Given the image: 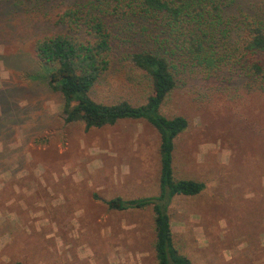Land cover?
Returning a JSON list of instances; mask_svg holds the SVG:
<instances>
[{"label": "rangeland", "instance_id": "obj_1", "mask_svg": "<svg viewBox=\"0 0 264 264\" xmlns=\"http://www.w3.org/2000/svg\"><path fill=\"white\" fill-rule=\"evenodd\" d=\"M76 2L0 0V264H157L152 208L105 202L158 194L157 130L143 119L66 122L33 49ZM239 4L264 12V0ZM114 50L92 97L144 102L150 79L122 59L121 42ZM160 110L188 120L174 177L204 182L170 199L173 244L190 264H264V89L238 71L183 69Z\"/></svg>", "mask_w": 264, "mask_h": 264}, {"label": "trees", "instance_id": "obj_2", "mask_svg": "<svg viewBox=\"0 0 264 264\" xmlns=\"http://www.w3.org/2000/svg\"><path fill=\"white\" fill-rule=\"evenodd\" d=\"M79 1L59 13L56 24L62 30L33 44L38 59L49 67L48 87L63 98L64 120L79 121L85 130L127 118L146 120L157 130L158 194L115 196L105 202L118 210L150 206L157 264H190L173 244L167 206L176 194L200 193L204 182L174 177V139L188 120L168 117L160 108L183 69L208 76L224 69L238 71L264 89V12H245L239 0ZM115 40L123 45L122 59L150 79L149 93L140 104L127 98L105 103L91 95L111 67Z\"/></svg>", "mask_w": 264, "mask_h": 264}]
</instances>
